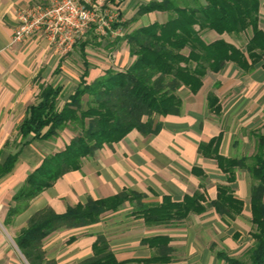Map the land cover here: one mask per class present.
<instances>
[{
  "label": "crops",
  "instance_id": "1",
  "mask_svg": "<svg viewBox=\"0 0 264 264\" xmlns=\"http://www.w3.org/2000/svg\"><path fill=\"white\" fill-rule=\"evenodd\" d=\"M46 1L0 0V165L10 154L17 155L12 170L0 177V264H27L6 235L20 230L36 211L50 207L61 214L69 206L84 204L87 198L105 199L124 190L143 194V203L147 205L160 204L163 197L181 202L185 196L200 193L204 197L200 201L204 210L167 225H146L142 218L132 214L133 206L125 202L121 209L106 213L96 224L49 235L43 243L46 258L56 264H82L92 256L97 234L105 235L111 252L121 264H225L217 259L216 251L235 258L245 254L252 245V178L246 169L237 168L234 180L227 183V174L214 159L202 157L198 146L220 135L218 154L221 157L241 159L255 154L256 136L264 134V56L251 71L227 62L219 73L204 77L196 94L181 88L178 92L182 100L180 114L159 118L162 127L157 135L143 136L133 130L112 147L104 145L84 158L79 170L64 174L31 200L10 225H4L12 197L26 177L44 156L61 151L72 138L69 130H64L54 140L29 137V142L22 145L18 130L28 108L36 102L41 85L63 86V97L58 103L61 106L83 72V58L75 47L64 55L42 36L11 44L14 11ZM152 1L161 0H110L120 12V35L105 39L91 35L84 59L94 64L92 50L102 47L109 51L108 58L114 59V67H90L87 81L108 68L125 69L133 61L122 39L125 35L166 21L165 12L137 15L141 5ZM258 27L264 32V0H259ZM250 35V30L239 36L202 32L207 42L224 39L241 50ZM103 59H107L106 53ZM208 94L218 99L219 115L208 109ZM193 168L199 172H193ZM220 185H228L234 198L243 204L241 212L232 219L219 215L210 206ZM157 236L168 239V261L145 263L155 249L143 241Z\"/></svg>",
  "mask_w": 264,
  "mask_h": 264
},
{
  "label": "trees",
  "instance_id": "2",
  "mask_svg": "<svg viewBox=\"0 0 264 264\" xmlns=\"http://www.w3.org/2000/svg\"><path fill=\"white\" fill-rule=\"evenodd\" d=\"M154 11L167 13L163 23H152L125 35L133 61L122 70L108 68L103 74L87 81L90 64L84 59L87 40L74 47L83 58V72L74 91L59 106L63 86L41 85L36 102L31 105L19 125L22 145L31 140L51 141L69 130L72 138L64 148L44 156L40 165L25 179L12 197L4 225L25 211L31 200L50 188L64 174L81 168L82 160L104 145L112 147L131 131L143 136L157 135L161 117L179 115L181 88L196 94L208 73H219L227 62L243 71H251L264 56V32L258 27L259 0H161L141 5L137 15ZM197 27V28H196ZM218 35H236L250 30L244 49H238L224 39L207 42L203 31ZM208 109L220 114L218 99L207 95ZM220 135L201 143L198 153L214 159L219 169L232 182L237 168L246 169L251 178V238L252 245L244 258L216 251L225 264H264V134L256 136V151L249 158L226 159L218 154ZM17 155H9L0 165V177L10 172ZM193 172H199L196 168ZM143 194L132 191L105 199L87 198L58 214L50 207L33 213L13 237V242L27 264H56L45 256L44 240L54 232L96 224L106 213L116 212L125 202L133 206L132 214L146 225H167L181 221L190 213H201L202 194L185 196L181 202L163 197L160 204L143 203ZM219 215L232 219L242 209L228 185L217 187L216 199L210 203ZM143 243L154 248L145 263L168 261V239L153 237ZM92 256L82 264H121L111 252L108 240L97 234L92 244Z\"/></svg>",
  "mask_w": 264,
  "mask_h": 264
},
{
  "label": "built area",
  "instance_id": "3",
  "mask_svg": "<svg viewBox=\"0 0 264 264\" xmlns=\"http://www.w3.org/2000/svg\"><path fill=\"white\" fill-rule=\"evenodd\" d=\"M14 18L11 44L42 36L64 55L91 35H120V12L110 0H47L17 8Z\"/></svg>",
  "mask_w": 264,
  "mask_h": 264
},
{
  "label": "rangeland",
  "instance_id": "4",
  "mask_svg": "<svg viewBox=\"0 0 264 264\" xmlns=\"http://www.w3.org/2000/svg\"><path fill=\"white\" fill-rule=\"evenodd\" d=\"M100 41H102V40H100ZM243 44V43H242ZM102 47H100L99 49H94V50H92L93 51V55H91V57L92 58H94L93 59V61L95 62L94 64H90V66L92 67V66H96V67H98V68H100V67H102V68H107L108 66H113L114 67V65H113V58H108V55H109V51H107V50H104V52L106 53V56H107V59L105 60V59H103L104 58V55H105V53L102 51ZM73 51V50H72ZM71 51V52H72ZM96 59V60H95ZM92 61V62H93ZM101 61L102 62H104V63H102L101 64ZM97 63H99V65L97 64ZM97 64V65H96ZM69 132V135H73L72 134V132H70V131H68ZM64 136H65V138H68V134L67 133H64ZM61 139V138H60ZM18 230L19 229H16L12 234H11V236H10V234L8 235H6V238L8 239V241L11 243V244H13V237L16 235V233L18 232ZM8 233V232H7ZM13 235V236H12ZM244 255L245 254H243V255H241L239 258L241 259V258H244Z\"/></svg>",
  "mask_w": 264,
  "mask_h": 264
}]
</instances>
